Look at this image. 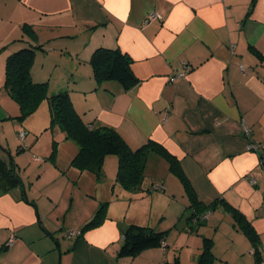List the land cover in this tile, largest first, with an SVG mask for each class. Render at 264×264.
<instances>
[{
  "label": "crops",
  "instance_id": "0c3cea01",
  "mask_svg": "<svg viewBox=\"0 0 264 264\" xmlns=\"http://www.w3.org/2000/svg\"><path fill=\"white\" fill-rule=\"evenodd\" d=\"M149 14L158 18L143 24ZM25 26L35 37L23 31ZM26 46L38 47L35 59L49 58L53 68L44 70L42 60V74L33 65V82L49 86L56 79L58 84L48 87L49 95L64 87L84 124L114 129L132 150L148 142L163 147L179 162L196 201L215 206L201 230H190L195 226L189 219L191 199L161 156L149 155L143 187L154 184L163 188L148 194L129 193L115 183L114 156L105 158L104 176L99 181L71 167L77 147L55 126L61 133L59 142L55 140L57 146L69 152L66 173L78 181L83 179L85 195L90 193L98 203L96 210L99 204L109 203L106 219L100 226L66 239L64 233L75 228L51 218L44 204H39L44 194L37 201L35 191L23 185L11 189V194L0 192V264L169 261L168 248L173 244L168 238L164 251L156 248L132 259L118 258L121 234L129 224L157 232L176 226L179 233H185L187 245L192 236H200L195 237L198 245L208 235L213 246L214 240L234 244L239 236L246 242L243 248L237 244L229 255L212 251L215 264H242L241 256L248 251L252 254V248L226 207L251 224L264 257V165L257 154L247 151L249 140L264 144V0H0V158L8 161L11 157L17 168H21L19 154L30 146V151L37 150V137L28 142L29 133L19 137L23 132L15 120L19 109L4 89L5 64L8 56ZM98 48L127 54L137 84L123 90L115 81L96 83L89 62ZM184 65L189 69L185 78L171 81ZM244 127L251 132L249 140L244 137ZM33 160L42 164L40 156ZM91 178L92 189L88 186ZM108 193H116L113 200ZM120 204L124 214L114 216L112 212ZM68 212L72 215L73 209ZM94 213L87 215L82 226H75L76 231ZM10 237L15 240L6 246Z\"/></svg>",
  "mask_w": 264,
  "mask_h": 264
},
{
  "label": "trees",
  "instance_id": "16d2710c",
  "mask_svg": "<svg viewBox=\"0 0 264 264\" xmlns=\"http://www.w3.org/2000/svg\"><path fill=\"white\" fill-rule=\"evenodd\" d=\"M23 29L30 37H35L34 31L29 26H25ZM36 49L38 47L26 46L20 48L8 56L6 60L4 89L18 106L19 114L15 117V120L22 121L31 116L37 110L40 103L43 100H47L50 111L49 128L59 127L65 135L64 139L73 142L77 147V153L72 158L70 166L79 172L92 174L95 180L99 181L103 178L105 158L114 156L117 158L115 183L129 193L143 191L148 194L160 191L163 188L162 185L154 184H151L147 188L143 187L144 172L149 155L155 153L161 156L168 163L170 172L183 184L185 192L191 199L192 207L189 219L195 223V226H192L190 230L203 226L215 205L206 206L196 201L175 157L154 142H148L140 148L132 150L114 129L105 126L93 128L84 124L73 108L67 91L48 96V84L46 82L35 83L32 81L31 67L35 59ZM255 54L258 59L262 58L257 52ZM89 64L92 68L93 78L98 84L106 81H115L123 90H129L138 82L131 71V59L127 54L119 50L98 48L92 54ZM250 135L251 132L249 130V137ZM56 148L57 144L54 142L52 144L50 159L54 158ZM20 151L18 149V152ZM16 168L11 157H8V161L0 158L1 193L15 187H22V180L16 172ZM30 204L36 209L35 204L31 202ZM108 205V202L99 204L92 219L77 232L79 236L102 224L106 219ZM226 208V210H230L229 212L235 224L249 241L254 264H263L264 257L259 249V237L253 227L238 211L232 207ZM207 213L209 215L204 218L203 216H206ZM175 229H177L176 226ZM69 233H64L63 237L69 239ZM165 233L157 232L148 226L129 224L122 231V244L117 251V257L132 259L146 250L156 248H161L164 251L166 249V245L164 244ZM8 241L9 239L6 242V246H8ZM212 250V239L204 237L202 239L198 264H212L215 260ZM170 264H179L178 258H175Z\"/></svg>",
  "mask_w": 264,
  "mask_h": 264
},
{
  "label": "rangeland",
  "instance_id": "374dc122",
  "mask_svg": "<svg viewBox=\"0 0 264 264\" xmlns=\"http://www.w3.org/2000/svg\"><path fill=\"white\" fill-rule=\"evenodd\" d=\"M39 53L40 51H38L37 54L39 55ZM42 60L44 62V70L48 71L49 68L53 69L49 58L46 59L44 56L37 57L33 62L31 68H33L34 65L35 71L38 70L43 74L42 71L43 68L41 69L40 66ZM53 78L54 76L51 71L50 79ZM55 82L56 79H54L53 83L51 85L49 84L48 87L52 86ZM57 84L58 83H55L54 86H56ZM64 91H67V89L63 87L60 92H64ZM48 96H52L49 95V91H48ZM9 100L12 103V105L16 106V109L18 111L17 104L11 98H9ZM18 124L20 125V128L23 130L24 133H29L28 136L26 137V142H28L29 139L35 140V137H37V142L35 144V149L37 150L33 149L32 151H30L32 149V147L30 146L28 149H25L23 153L19 154V161L21 164V168H16V172L20 175V178L23 183V187L24 188H26L27 186L31 187V191L32 192L35 191L37 201L39 200V198H41V194H44L45 197L40 199L39 204L40 205L44 204L46 210L50 212L51 218L54 219L55 221L59 220L58 221L59 224H62L63 221H65L66 222L65 224L67 225L70 224L71 226H73L72 229L75 228L73 230L76 231V227L79 225L82 226L81 224H83L82 222L87 219V215L92 214L93 212L96 211V207L98 203L93 199L90 193H88V195H85L86 191H84L82 186L83 179L78 181V178H75L74 176L71 177L66 173L67 157L69 156V152L67 148L62 149V146L59 144L60 146H57L56 154L54 158L50 159L52 144L55 142V140H58L59 142L61 133L58 129H55L56 127H54V129L53 127L51 129L48 127L50 125V111L47 100H43L40 103L39 107L34 112V114L28 116L22 121L18 120ZM45 125H46L45 128L48 127V129L46 130L44 129ZM13 142H15L14 138H13ZM68 142L72 143L71 141ZM18 145L22 146L21 143ZM21 155L23 156L21 157ZM35 156L37 157L40 156V158L42 159L41 160L42 164L37 165L33 163L34 161L33 159ZM110 158L116 159L113 157ZM103 172H105L104 169ZM106 172L109 171L106 169ZM38 173L39 175L37 177ZM92 181L93 178H91L88 182L89 184L88 186L90 187V189L94 188V184ZM11 191L12 190L6 192V194L7 193L11 194L10 193ZM109 195L111 198L109 200H113L116 193H112ZM100 196L102 195H100L99 193L98 198H101ZM60 197H62V200L59 205L57 201H59ZM72 200L74 202L72 208L70 209L69 206ZM122 205L120 204L116 206L119 207L120 209L118 208L114 212H112L114 216L117 215L120 217L123 216L124 206ZM72 209H73L72 215H68L69 214L68 211ZM186 216L188 217V215ZM187 217H184V219H186ZM202 228L203 226L197 227L195 229L197 231V230H201ZM80 229H77L76 232H79ZM183 234L179 233V231H177L176 229L168 230L165 233V238H168L169 243L173 245H170V247L168 248V255L170 256V259L168 262L166 261L164 263H168V264L172 263L173 260L175 259L173 258V255L178 254L179 264H198V260L200 256V255L198 256V252H200L201 254V250L199 251L198 248L202 245V238H201V244L199 242L198 245H195V239H196L195 237H198L200 239V236H192L189 245H187L185 236ZM187 234L188 233H186V235ZM212 234H213L212 230H210L209 236H212ZM206 237H208V235ZM174 240L178 241L176 245H174L173 242ZM235 241L237 242V243L235 242L236 244L235 243L222 244V242L220 244L219 241L214 240L215 242L214 246H216V249L213 248V250L214 252H216V254L227 253V255H229L233 249L237 248V244L241 245L242 248L245 246L246 243L245 240H241L239 236L238 238H235ZM241 259L243 261L241 262L242 264L254 263V258L250 251L242 255ZM215 263L216 260H214L212 264Z\"/></svg>",
  "mask_w": 264,
  "mask_h": 264
},
{
  "label": "built area",
  "instance_id": "2783aa9c",
  "mask_svg": "<svg viewBox=\"0 0 264 264\" xmlns=\"http://www.w3.org/2000/svg\"><path fill=\"white\" fill-rule=\"evenodd\" d=\"M158 16L157 15H152V14H149L148 16H146V18L144 19L143 21V24H147L149 21L151 20H154V19H157ZM231 47H233V45H231ZM240 70H243V68L240 66L239 67ZM188 67L187 65H184V68H183V71L181 73H179L176 77H172L170 80L173 81L174 79H178V78H185L186 76V72L188 71ZM243 134H244V137L247 138L249 140V130L244 127L243 129ZM20 136V139H23L25 133H20L19 134ZM247 151L249 152H253L255 154L258 155V158H259V163L260 165H264V144H257V143H254V142H251V141H248V144H247ZM35 160H38V159H35ZM39 161V160H38ZM251 184H254V181L252 180L251 181ZM207 215H209V213L206 214V216H203L204 218L207 217ZM78 233L75 232V231H71L69 234H68V238L70 237H73V236H77ZM14 242V238L11 237L8 241V246H11L12 243ZM164 246V245H163Z\"/></svg>",
  "mask_w": 264,
  "mask_h": 264
}]
</instances>
